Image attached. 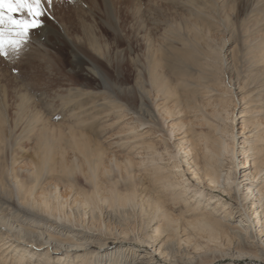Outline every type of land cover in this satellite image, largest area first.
Listing matches in <instances>:
<instances>
[{"label":"rangeland","instance_id":"374dc122","mask_svg":"<svg viewBox=\"0 0 264 264\" xmlns=\"http://www.w3.org/2000/svg\"><path fill=\"white\" fill-rule=\"evenodd\" d=\"M60 2L61 5H57ZM185 2V0H112L110 6L112 24H109L104 22L106 18L104 0H53L52 7L46 6V9L54 19L45 17L46 27L57 29L58 23L67 19L68 23H64L63 26L66 27V31L69 30V34L66 37L58 36L54 43L48 41L45 52L44 49L40 50L37 44L41 40L34 37L36 43L28 45L29 51L25 49L18 57L9 55L7 59H0L1 69L4 71L2 84L0 83V215H8L9 212L13 218L24 222V225L36 221L40 226L37 229L44 233L47 231L45 226L57 228L60 225L72 228L75 233L88 237L86 241L79 242L86 243L87 247L80 251H71L65 257L66 260L73 262L79 259V264L90 262L97 264L107 254H115L117 258L119 249H143L140 247L141 243L138 245L135 244L136 241L131 240L132 237H146L153 234L151 230H144L145 226L139 225L141 220H138L136 215L131 216L129 221L112 223L105 219L106 215L102 210L103 222L95 221L90 224L87 219L88 214L85 217L83 211H80L78 216L74 211L75 219L71 217L69 220L62 219L61 222H57L35 209H28L21 193L13 192L12 184L17 178L21 184L30 185L32 181L30 170L35 168L38 159L35 155L40 132H45L50 141L52 136L59 137L61 141L53 165L56 169L47 172L41 185L36 187L35 196L41 191L53 192L56 188L57 193L63 198L68 197L70 202L72 194H76L77 190L88 191L89 186L79 174L74 176L75 182H71L62 174V167L59 165L60 160L63 164L66 161L70 165L71 161L75 162L74 159L79 157L73 149L70 132L77 136H87L94 145L100 146L106 152H114L119 156L125 154L126 150L121 149L120 146L112 148V144L119 141L118 134L124 124L123 122L113 125V122L119 121L120 114L116 108L127 107V97L129 100L133 97L136 110L152 112V118H149V115L144 118L152 129L145 130L152 133V142L157 148L163 150L167 147L170 153L180 150V172L190 180L191 176L186 172L187 168H190L189 163L192 162L193 154L189 151L188 143L192 140L189 130L191 123L197 120V111L193 102H188L186 99L193 95L201 105L209 101L228 102L229 100L225 94H228L225 91L228 80L224 77L226 73L223 72L224 68H221V65H219L221 70L219 81H209V86L215 91L208 93L193 84L197 82V72L188 66L184 68L179 60H174L170 54L174 51L182 53L188 49L187 42L192 37L190 32L194 25L199 28L197 32L201 33L200 36L208 35L204 37L209 40L206 38V42L201 41L203 49L207 48L205 44H209L208 46L219 53L222 60L223 53H220L219 46L224 42L225 51L232 50V55L238 57L236 59L239 62L235 64L238 69L236 68L235 72L240 74L242 83L239 85L232 83V92L236 97L234 102L236 109H233L232 116L235 120L238 142L243 141V135L239 136L241 126L247 124L249 118L242 115L241 109L244 106L240 100H243L242 97L246 94L247 97L249 94V98L257 94L256 89L259 97L264 99V21L258 12L257 0H195L192 2L194 4ZM193 6L200 8V14H196L195 10L191 9ZM76 15H82L84 25L92 28L91 37H83ZM256 48L260 50L257 51ZM148 50L156 53L157 59L162 62L161 70L169 81L168 84L172 89L170 93L173 91L174 93L168 98L162 95L163 92L157 94L154 90L149 91V100L146 102L143 100L141 103L135 95L139 80L137 69L146 64ZM249 55L251 59L258 61L254 62L256 60H251ZM250 73L254 74V77ZM235 76L234 73L233 77ZM251 76L253 78H250ZM109 78L116 81L111 88L108 87ZM243 83L248 84V87L244 88ZM239 87L244 88L243 92ZM130 91L134 92L128 95ZM169 131L173 132V138L167 142ZM179 138L188 140V143L181 146ZM238 159L240 166L241 157ZM8 170L12 171L11 177H6L9 175ZM9 183L11 184L8 185ZM69 184H72V187L68 186ZM157 226L158 223L152 224L153 228ZM115 233H119L122 238L118 241L111 239ZM123 233L126 234L125 240ZM5 235V231L0 228V237ZM104 238H108L111 243L102 250L98 245L100 241H105ZM197 241L204 247L201 251L194 250L196 248L193 243L188 244L187 249L189 252L194 251L197 258L191 263L180 259L177 264L232 263V260L220 255L223 247L208 245L199 239ZM255 241L256 245L260 246L259 236ZM260 249L264 255V247ZM239 250L249 253L253 251L246 245L239 247ZM139 253H135V257ZM3 254L0 252V264L14 263V252L10 251L5 256ZM58 257L51 255L54 259ZM165 263L169 264L167 261ZM233 263L238 264L237 261ZM241 263L264 264V257L261 261L246 259Z\"/></svg>","mask_w":264,"mask_h":264},{"label":"bare ground","instance_id":"6f19581e","mask_svg":"<svg viewBox=\"0 0 264 264\" xmlns=\"http://www.w3.org/2000/svg\"><path fill=\"white\" fill-rule=\"evenodd\" d=\"M185 1L186 4H194L192 2L195 0ZM43 3L47 6V0H43ZM111 4L112 0H104L106 17L104 22L109 24H112ZM257 4L258 12L264 21V0H257ZM57 5H61V2ZM191 9L195 10L196 14H200L198 6H193ZM75 17L77 22L79 21L77 24L81 28L83 37H91L92 28L84 25L82 15ZM64 23H68V20L64 19L58 23L57 29L47 26L45 33H34L30 44L36 43L34 37L40 41L41 37L48 32H55L57 36L66 37L69 30H65ZM198 29L196 25L193 26L190 32L192 37L187 42L188 49L182 53L174 51L170 54L174 60H179L184 68L188 66L197 72V82L193 84L208 93L215 91L212 86H209V81H219L218 78L221 76L219 65H221V68H224L223 72L226 73L224 77L228 80V87L225 90L228 94H225L229 100L228 102L209 101L201 105L197 103L193 95L186 99L188 102H193L197 111V120L191 123L189 130L192 134L191 143L179 138L180 145L188 143L189 151L193 153L192 162L189 163L190 168L186 170L192 181L186 179L185 174L180 172V150L170 153L167 147L161 150L152 142V133L145 130L152 128L148 122L144 121L147 115L149 118L153 117L152 112L136 110L133 97L130 100L127 97V107L116 108L120 114L119 121L113 122V125L124 122L118 134L119 141L112 144V148L120 146L121 149L126 150L124 155L106 152L100 146L94 145L87 136H77L70 132L73 149L79 157L74 159L75 162L71 161L70 165L66 161L63 164L60 160L59 165L62 167V174L71 182H75L74 176L79 174L89 186L88 191L77 190L76 194H72L75 197L71 196L70 202L68 197L63 198L57 193L55 187L53 192L41 191L38 196H35V189L41 185L47 172L56 169L53 165L56 150L60 147L58 144L61 141L59 137L54 136L50 137L53 142L48 140L49 137L45 132L38 134V149L35 155L38 159H36L35 168L30 170L32 176L30 185L25 186L17 178L14 179L13 192L21 193L26 207L35 209L57 222H61L62 219L69 220L71 217L75 219L73 212L75 211L78 216V213L83 211L85 217L88 214L87 219L90 224L95 221L100 223V221L103 222L102 213L104 212L106 220L119 224L122 221H129L131 216L136 215L138 220H141L139 225L145 226L144 230H151L153 235L135 236L131 239L136 241L135 244L141 243L140 247L143 249H119L117 258L115 254H107L97 264H166V261L169 264H177L180 259L191 263L197 258V254L187 250L188 244L193 243L196 248L194 250L201 251L204 248L197 239L208 245L223 247L220 255L232 260L230 264H234L235 261L242 264L241 262L246 259L263 260L264 255L260 248L264 247V99L259 97L256 89L257 94H252L250 98L249 94L248 97L246 94L242 97L243 100H240L244 106L241 109L242 115L249 118L247 124L241 126L239 136L243 135V141L238 142L235 120L232 116L233 109H236L232 83L237 85L242 83L240 74L235 72V69H238L235 65L239 62L236 59L238 57L232 55V50L225 51L224 42L219 46L221 48L217 47L220 53H223L222 60L219 53L208 46L209 44H205L207 48L203 49L201 41L206 42L207 37L204 36L208 35L200 36ZM37 44L40 50L44 49L45 52L48 41ZM25 49L29 51L28 46ZM155 54L148 50L146 64L137 69L139 80L135 95L141 103L143 100L145 102L149 100V91L154 90L157 94L163 92L162 95L168 98H171L174 93V91L170 93L172 89L168 84L169 81L161 70L162 62ZM250 59L249 62L258 61ZM3 73L0 65L1 84L2 77L4 78ZM234 73L235 77H233ZM252 76L250 78L254 77ZM243 85L244 88L248 87V84L243 83ZM244 88L239 87L241 90ZM133 92L130 91L128 95ZM143 126L144 128L141 129ZM144 130L145 132L139 133ZM167 134L168 142L172 140L173 132L169 131ZM239 157L242 160L240 166H238ZM7 173L9 175L6 177H11L12 171L8 170ZM68 186L72 187V184ZM153 223L154 225L158 223V226L153 228ZM25 225L24 222L13 218L9 212L8 215H0V228L6 233L5 236L0 237V252L4 253L3 256L10 251L14 252L15 258L12 264H79V259L72 262L65 257L71 251H80L87 247L86 243L79 242L86 241L88 237L79 235L74 229L66 226L59 225L57 228L45 226L47 231L44 233L37 229L40 226L36 221ZM122 235L123 238L126 236L125 233ZM257 236H259L260 246L256 245ZM119 238L122 236L115 233L111 239L118 241ZM104 239L105 241H100L98 245L102 250L111 243L108 238ZM242 245L249 246L253 251L249 253L239 250ZM135 253H139L137 257ZM51 255L62 257L54 259Z\"/></svg>","mask_w":264,"mask_h":264},{"label":"snow or ice","instance_id":"6c2138e0","mask_svg":"<svg viewBox=\"0 0 264 264\" xmlns=\"http://www.w3.org/2000/svg\"><path fill=\"white\" fill-rule=\"evenodd\" d=\"M53 0H47L51 8ZM45 17L54 19L47 11L43 0H0V58L9 55L18 57L31 42L34 33H45ZM55 32H48L41 37V42H56ZM116 84L113 78L108 79V87Z\"/></svg>","mask_w":264,"mask_h":264}]
</instances>
